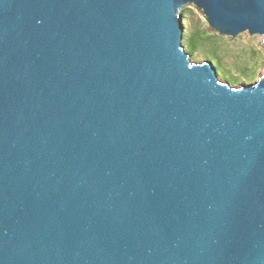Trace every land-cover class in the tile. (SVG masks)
Returning <instances> with one entry per match:
<instances>
[{"label":"water","instance_id":"1","mask_svg":"<svg viewBox=\"0 0 264 264\" xmlns=\"http://www.w3.org/2000/svg\"><path fill=\"white\" fill-rule=\"evenodd\" d=\"M187 5L264 48V0H0V264H264V69Z\"/></svg>","mask_w":264,"mask_h":264},{"label":"rangeland","instance_id":"2","mask_svg":"<svg viewBox=\"0 0 264 264\" xmlns=\"http://www.w3.org/2000/svg\"><path fill=\"white\" fill-rule=\"evenodd\" d=\"M182 26V46L189 53L190 59L194 62L210 60L220 81L228 82L232 86L252 83L263 71L264 48L260 36H250L246 32L234 37L219 35L208 28L203 16L194 7L188 5L182 11ZM196 30L206 31L210 34V39L190 53L186 38ZM211 49L219 57V64L215 63V57H207Z\"/></svg>","mask_w":264,"mask_h":264},{"label":"trees","instance_id":"3","mask_svg":"<svg viewBox=\"0 0 264 264\" xmlns=\"http://www.w3.org/2000/svg\"><path fill=\"white\" fill-rule=\"evenodd\" d=\"M213 35V34H211ZM208 39H210V34H207L206 31H199L196 30L192 32L187 38H186V44H187V50L191 53L194 50L198 49L201 44L206 42ZM208 58L215 57V63L219 64V57L215 56V51L214 49H211L209 51V55L207 56Z\"/></svg>","mask_w":264,"mask_h":264}]
</instances>
